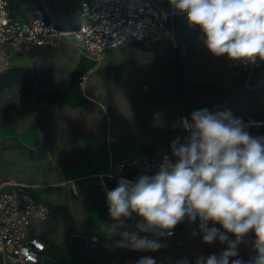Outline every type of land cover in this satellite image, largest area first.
<instances>
[{"label":"clouds","instance_id":"9594fccd","mask_svg":"<svg viewBox=\"0 0 264 264\" xmlns=\"http://www.w3.org/2000/svg\"><path fill=\"white\" fill-rule=\"evenodd\" d=\"M169 4L187 13L189 25L200 29L213 56L264 62V0H169ZM158 118L154 115V123ZM181 126L188 135L183 143L179 138L172 142L175 162L165 157L155 174L121 179L106 191L114 222L107 227L109 235L121 237L118 246L155 250L158 245L147 234L170 235L184 219L199 220L203 242L219 240L228 250L219 257L198 258L196 264H228L235 243L250 232L256 237L250 264H264V136H252L229 110H196ZM128 221L134 223L126 226ZM229 234L235 241H229ZM140 264L153 262L145 258Z\"/></svg>","mask_w":264,"mask_h":264},{"label":"rangeland","instance_id":"374dc122","mask_svg":"<svg viewBox=\"0 0 264 264\" xmlns=\"http://www.w3.org/2000/svg\"><path fill=\"white\" fill-rule=\"evenodd\" d=\"M62 2V0H42L41 2L31 0L27 5L29 11L31 10L30 13L43 10L46 15L57 18L54 10L56 7L62 6ZM186 18H181V20L186 21ZM180 27L177 39L171 43L170 51L178 47L177 49L182 55L188 50L190 60L193 61L192 65L199 69L195 72L199 85L193 87L195 98L190 103L185 115L190 116L193 111L206 108L212 112L229 110L236 118L264 121V86L254 84L258 76H261L263 69L256 70L247 83L244 74L227 68L221 57H215L207 50L203 44V34L198 27L191 26L184 31ZM192 29H197L199 33L194 35L188 43H185L183 39L186 33L191 32ZM152 43L156 42L154 40H144L140 43L128 41L122 46L106 52L97 65L99 68L101 67L98 80L94 83L88 82L87 78L91 73L89 72L82 77L81 82L83 83L79 85L81 89L85 84L86 97L83 94L81 96L86 101L93 100L90 95L100 94L98 102L104 103L103 109L110 113L114 131L117 134H122L121 137L127 142H133L121 147L120 151L115 152V156H125L136 152H160L178 134L181 118L178 116L180 112L178 97L173 91L162 87L166 84L162 86L159 84L160 88L155 90V86L148 82L138 81L133 84L134 82L130 81L125 83L128 87L127 94L108 97L105 101L107 87L104 86L102 79L105 73L110 70V61L127 54L144 56L149 60L155 56H162L165 51H168L167 43L157 42L155 46L158 50L153 52ZM42 56L55 59L59 65L67 63L70 70L77 64L79 58L92 59L80 45L68 44L56 51L43 49L24 60L16 61L15 64L30 66L34 60ZM92 63H94L93 59ZM114 70V79L121 78L119 69L115 68ZM141 71V68H135V72L140 73ZM114 84L118 85L119 83ZM156 114H159V118L154 123ZM168 116L173 118L165 127L164 122ZM254 130L264 131V124L255 127ZM75 152L73 157H75ZM0 169V188L8 187L14 182H27L32 185L30 192L33 191L38 198L47 203L49 215L44 222L38 225V229L50 239L58 240L65 235L69 237L71 234L81 233V218L85 204L102 201V194L98 187H87L75 195L72 188L61 184V178L55 166L35 164L25 154L12 151L2 155ZM71 194L74 195L75 200L71 198ZM94 252L95 256L105 264H128L127 254L119 248L114 235L110 236L109 233L97 242Z\"/></svg>","mask_w":264,"mask_h":264},{"label":"built area","instance_id":"2783aa9c","mask_svg":"<svg viewBox=\"0 0 264 264\" xmlns=\"http://www.w3.org/2000/svg\"><path fill=\"white\" fill-rule=\"evenodd\" d=\"M177 13L173 7L165 8L157 0H79L77 21L72 25L58 22L41 12L22 19L11 0H0V70L11 66L18 58L30 57L45 48L55 49L64 43L80 45L92 57L96 67L106 52L128 41L174 42L176 30L172 18ZM222 59L229 69L244 74L247 83L256 70L262 68L261 76L254 84L264 86V62L257 59L254 64L240 63L227 56ZM239 119L252 136H264V131L254 130L264 121ZM189 121L190 116H181L177 137L162 151L136 152L114 159L109 170L98 175L105 193L109 190L107 182L112 183V190L121 179L134 180L141 174H155L165 157L175 162L172 142L177 138L184 142L188 133L181 125H187ZM31 186L26 182H14L0 188V264H41L45 242L33 228L47 219L49 207L30 192ZM198 221L184 219L181 223L194 225ZM174 233L175 228L170 235L167 232L165 235ZM96 239V236L92 237L93 241Z\"/></svg>","mask_w":264,"mask_h":264},{"label":"trees","instance_id":"16d2710c","mask_svg":"<svg viewBox=\"0 0 264 264\" xmlns=\"http://www.w3.org/2000/svg\"><path fill=\"white\" fill-rule=\"evenodd\" d=\"M184 17H187V13L179 12L173 15L172 24L176 30V39L179 26L182 31L191 27L187 18L186 21L181 20ZM197 33H199L197 29H192L191 32L186 33L183 40L188 43ZM133 42L140 43L141 41L133 40ZM155 42L151 44L153 52L158 50L155 46L157 42L167 43L168 51H165L162 56L150 58V62L147 57L129 54L110 61V70L102 79L104 86L107 87L105 101L108 97L127 94L128 87L125 83L130 81L134 82L133 84L138 81L148 82L155 86V90L160 88L159 84L161 86L166 84L162 87L177 94L180 106L178 116H183L190 103L194 101L193 87L199 85L195 72L199 69L192 65L193 61L190 60L188 50L180 55L178 47L170 51L172 42ZM68 44L71 43H64L58 48L49 50L56 51ZM137 67L142 69L140 73L135 72ZM115 68L119 69V74L122 75L117 80L114 79ZM100 70L99 66L93 67L88 75V82H96ZM70 73V66L67 63L59 65L58 61L48 56L34 60L30 66L14 63L0 70V128L11 126L16 133H25L30 127L40 137V143L35 148L23 144L18 136L1 138L0 157L13 151L25 154L35 164L41 163L44 166L57 168L58 165L74 163L76 160V157H73L74 152L78 150L83 138L88 135H93L99 140L108 139L112 150L133 143L127 142L121 137L122 134L114 131L110 113L103 109L104 103L98 102L100 94L90 95L92 101L84 100L77 106L67 103H45L36 97V92L64 89L69 83ZM81 94L86 97L85 84L81 88ZM172 118V116L166 117L165 127ZM71 198L76 199L73 194ZM66 239L65 235L60 241Z\"/></svg>","mask_w":264,"mask_h":264},{"label":"crops","instance_id":"0c3cea01","mask_svg":"<svg viewBox=\"0 0 264 264\" xmlns=\"http://www.w3.org/2000/svg\"><path fill=\"white\" fill-rule=\"evenodd\" d=\"M30 1L11 0L12 6L20 18L27 19L35 13L41 12L61 23L74 25L77 21L79 0H62V6H58L54 10L57 18L46 15L43 10L30 13L31 10L29 11L27 5ZM37 1L41 2L42 0ZM157 1L165 8H172L169 0ZM18 60H24V58H18ZM94 65L92 59L79 58L77 64L71 70L69 83L64 89L36 92V97L45 103H67L71 106L82 104L85 99L81 96L79 85H81L82 77L86 76L95 67ZM8 136H18L21 142L30 148H35L40 143V137L30 127L25 133H16L9 126L1 127L0 139ZM121 149L112 150L108 139L99 140L93 135H88L83 138L78 150L75 152L76 160L74 163L57 166L61 184L68 186L70 189L72 188L71 190L75 195H78L82 189L96 186L101 191L102 201L100 203L88 202L85 204L81 218L82 232L71 234L69 237L66 235L67 239L65 241H60L62 238L58 240L50 239L39 231L38 225L45 220L34 225V232L39 234L45 242L41 264H105L95 256L94 247L97 242L107 236V227L114 222L109 217L105 188L101 185V179L98 178V175L106 173L112 161L123 156H115V152ZM107 188L111 190V182H107ZM31 192L37 197L33 191ZM133 223V221H128L126 226ZM198 224L199 221L194 225L179 223L176 225L175 233L172 236L147 234L148 239L156 241L158 246L155 250H133L122 246H119V248L127 254L128 264H140L145 258L150 259L153 264H196L198 258L206 259L210 255L219 257L228 250V245L220 243L219 240L211 244L204 243ZM212 226L210 222L209 227ZM215 227L220 228V225L216 224ZM221 231H223L222 228ZM93 236L97 237L96 241L92 240ZM114 237L118 245L121 237L119 235H114ZM228 239L229 241H235L236 238L229 234ZM255 239L254 233L245 234L239 242L235 243L234 253L229 252L228 257L238 255L242 264H250L252 258L256 255L253 251Z\"/></svg>","mask_w":264,"mask_h":264},{"label":"water","instance_id":"95a60500","mask_svg":"<svg viewBox=\"0 0 264 264\" xmlns=\"http://www.w3.org/2000/svg\"><path fill=\"white\" fill-rule=\"evenodd\" d=\"M228 264H242L241 259L238 255L228 257Z\"/></svg>","mask_w":264,"mask_h":264}]
</instances>
